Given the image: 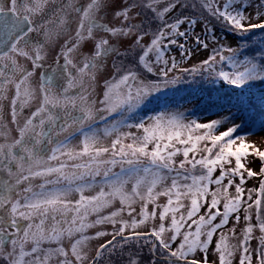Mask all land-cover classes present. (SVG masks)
<instances>
[{
    "label": "snow or ice",
    "instance_id": "6c2138e0",
    "mask_svg": "<svg viewBox=\"0 0 264 264\" xmlns=\"http://www.w3.org/2000/svg\"><path fill=\"white\" fill-rule=\"evenodd\" d=\"M260 133L264 0H0V264H264Z\"/></svg>",
    "mask_w": 264,
    "mask_h": 264
},
{
    "label": "rangeland",
    "instance_id": "374dc122",
    "mask_svg": "<svg viewBox=\"0 0 264 264\" xmlns=\"http://www.w3.org/2000/svg\"><path fill=\"white\" fill-rule=\"evenodd\" d=\"M82 2H83V0H82ZM74 27H75V25H73V28ZM255 31L257 34L259 33V30H255ZM203 55H206V54L194 56L192 62L194 63L196 60L203 58ZM52 59L54 60L55 58H52ZM52 59L49 60V63L52 62ZM112 71L113 70L111 67V61H109L106 72L103 74L98 73L96 81L92 82L91 86L95 88V91L97 93V99L102 97L103 91H104V81L111 77ZM245 142L249 145H252V148L249 149L250 152L254 153L257 150L258 151H264V133H260V134H256V135H248L245 138ZM248 160L251 161V163L248 166H250L254 171H259V167H260V163H261L259 158L256 157L255 155H250L248 157ZM255 183H257V182L256 181H249L248 186L251 187ZM101 230L110 231L111 228H110V226H103L101 228ZM94 231L95 230H90V234L94 233ZM105 239H110V237L100 238L99 240H93V241L89 242V246L93 250V253H94V249L96 247H98L99 243H102Z\"/></svg>",
    "mask_w": 264,
    "mask_h": 264
},
{
    "label": "trees",
    "instance_id": "16d2710c",
    "mask_svg": "<svg viewBox=\"0 0 264 264\" xmlns=\"http://www.w3.org/2000/svg\"><path fill=\"white\" fill-rule=\"evenodd\" d=\"M260 35H261V33H260V30H259V33L257 34L256 38L259 39Z\"/></svg>",
    "mask_w": 264,
    "mask_h": 264
},
{
    "label": "flooded vegetation",
    "instance_id": "af4514ba",
    "mask_svg": "<svg viewBox=\"0 0 264 264\" xmlns=\"http://www.w3.org/2000/svg\"><path fill=\"white\" fill-rule=\"evenodd\" d=\"M52 58H55V54H54V53H53V55H52ZM52 58H51V59H52ZM52 60H53V59H52Z\"/></svg>",
    "mask_w": 264,
    "mask_h": 264
}]
</instances>
